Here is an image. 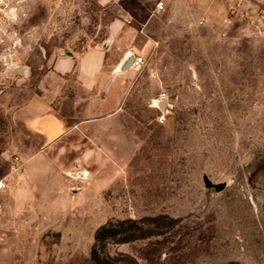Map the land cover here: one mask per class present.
<instances>
[{
  "label": "rangeland",
  "instance_id": "1",
  "mask_svg": "<svg viewBox=\"0 0 264 264\" xmlns=\"http://www.w3.org/2000/svg\"><path fill=\"white\" fill-rule=\"evenodd\" d=\"M1 1L0 264H264V10ZM108 41L106 70L128 52L144 64L120 74L105 102L120 108L92 116L98 102L52 64ZM163 91L175 109L159 124L151 102ZM79 111L99 122L54 141L33 127L47 112L74 125ZM205 176L228 185L207 188ZM109 225L117 237L98 243Z\"/></svg>",
  "mask_w": 264,
  "mask_h": 264
},
{
  "label": "crops",
  "instance_id": "2",
  "mask_svg": "<svg viewBox=\"0 0 264 264\" xmlns=\"http://www.w3.org/2000/svg\"><path fill=\"white\" fill-rule=\"evenodd\" d=\"M109 43L110 41H108L103 48L91 46L84 50L75 51L69 49L72 54L66 53L67 50L60 51L52 64L53 73L64 77V80L66 81L72 80V82L79 89H82L84 92L90 94L88 99L90 98L91 101L98 102L91 103L92 116H99L98 114L103 109L117 107L118 110L120 108V103L105 102L108 98H110L111 94L115 93L114 91L116 89V94H119V90L124 86L123 84H120L118 78L120 74L124 72L120 70V65L127 57V53H125L123 58H120L119 61L116 62V64H114L109 70H106L105 67ZM104 71H107L106 75H104ZM103 76H106L107 78H103ZM102 92L106 95L101 96ZM83 99L85 98H81L80 101ZM80 101H77V103ZM53 102V100L48 101L46 106L51 107L54 104ZM79 113L81 112L79 111L76 114V117L80 116ZM40 117L39 119L37 118L32 121L33 127L37 132L43 134L48 141L57 140L60 137L74 131L76 128L98 121V119H85L83 117H79L80 121L78 123L70 125L65 119L58 116L56 113L47 112L43 118Z\"/></svg>",
  "mask_w": 264,
  "mask_h": 264
},
{
  "label": "built area",
  "instance_id": "3",
  "mask_svg": "<svg viewBox=\"0 0 264 264\" xmlns=\"http://www.w3.org/2000/svg\"><path fill=\"white\" fill-rule=\"evenodd\" d=\"M244 0H240L242 2ZM249 1L251 6L260 7L264 10V0H245ZM160 7H163V3H160ZM7 5L4 1L0 0V32L4 30L5 20L10 18V11L6 10ZM12 13V12H11ZM14 13V12H13ZM144 64L143 57H137L134 55L133 66L140 67ZM163 103V107H160V104ZM151 106L156 110V121L159 124H164L167 118L172 115L175 105L173 104L170 95L163 91L159 96L152 100ZM14 166V164H13ZM6 188V183L3 179L0 180V190Z\"/></svg>",
  "mask_w": 264,
  "mask_h": 264
},
{
  "label": "water",
  "instance_id": "4",
  "mask_svg": "<svg viewBox=\"0 0 264 264\" xmlns=\"http://www.w3.org/2000/svg\"><path fill=\"white\" fill-rule=\"evenodd\" d=\"M66 53L72 54L71 51L67 50ZM133 61H134V54H130L128 55L124 61L121 63L120 65V70L121 71H125L130 69L133 66ZM16 70L19 71L22 74H27L28 72V68L26 66H21L18 65L16 67ZM163 103L160 104V107H163ZM204 181H205V186L207 188H215L216 191L220 192L222 190H224L226 188V186L228 185L227 181H223V182H213L210 178H208L207 176L204 177Z\"/></svg>",
  "mask_w": 264,
  "mask_h": 264
},
{
  "label": "trees",
  "instance_id": "5",
  "mask_svg": "<svg viewBox=\"0 0 264 264\" xmlns=\"http://www.w3.org/2000/svg\"><path fill=\"white\" fill-rule=\"evenodd\" d=\"M117 232L118 231L111 225L101 227L96 234V240L98 243H101L106 242V240L115 239L117 237ZM94 253L96 260L99 262L100 259L98 258L96 251H94Z\"/></svg>",
  "mask_w": 264,
  "mask_h": 264
},
{
  "label": "bare ground",
  "instance_id": "6",
  "mask_svg": "<svg viewBox=\"0 0 264 264\" xmlns=\"http://www.w3.org/2000/svg\"><path fill=\"white\" fill-rule=\"evenodd\" d=\"M130 54H131V52H128L127 56L130 55ZM72 176L73 177H84V176H86V174L82 173V172H77V173H72Z\"/></svg>",
  "mask_w": 264,
  "mask_h": 264
}]
</instances>
